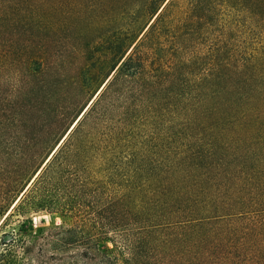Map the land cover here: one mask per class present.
Segmentation results:
<instances>
[{
  "label": "trees",
  "instance_id": "1",
  "mask_svg": "<svg viewBox=\"0 0 264 264\" xmlns=\"http://www.w3.org/2000/svg\"><path fill=\"white\" fill-rule=\"evenodd\" d=\"M229 1L137 0L140 15L155 19L141 28L136 44L131 31L125 34L121 64L14 209H56L79 225L81 192L115 184L125 191L146 189L165 199L156 205L169 208L166 216L153 215V232L171 229L162 241L167 257L154 263L264 264V209H252L247 198L252 58L235 45L239 34L221 13ZM88 116L93 125L81 135ZM23 175L18 168L11 193ZM62 177H72V204L45 197ZM125 218L91 216L92 231L99 228L103 239L115 231L123 242L101 249L97 234L91 249L103 264H148L136 254L146 241L137 243L124 230Z\"/></svg>",
  "mask_w": 264,
  "mask_h": 264
},
{
  "label": "rangeland",
  "instance_id": "2",
  "mask_svg": "<svg viewBox=\"0 0 264 264\" xmlns=\"http://www.w3.org/2000/svg\"><path fill=\"white\" fill-rule=\"evenodd\" d=\"M227 4L221 13L239 34L235 45L252 58L245 150L247 198L252 209L263 210L264 0ZM153 15L142 17L137 0H0V225L4 222L0 264H103L91 249L92 242L98 241L95 236L100 234L101 249H114L123 242L115 231L107 233L110 239H103L106 234L99 228L92 231L93 215L98 221H119L126 215L124 230L137 243L146 241L136 249L137 257L147 259L148 264L167 257L168 245L162 241L171 229L160 227L153 232L152 220L154 214L166 216L169 208L162 206L164 198L146 189L125 191L115 184L111 190L105 185L95 193L81 192L77 195L83 216L79 225L56 209H14L22 191L88 110L114 67L121 64L125 34L131 31L136 44L143 35L139 36L141 28L152 23ZM93 118L87 117L79 134L91 129ZM18 168L24 175L11 193L8 186ZM71 178L55 180L52 194L46 192L45 197L72 204ZM157 200L162 203L156 205Z\"/></svg>",
  "mask_w": 264,
  "mask_h": 264
}]
</instances>
